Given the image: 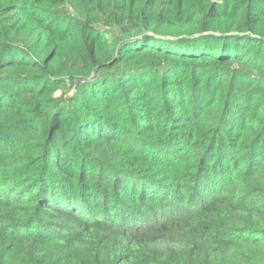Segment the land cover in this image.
<instances>
[{
  "label": "trees",
  "instance_id": "obj_1",
  "mask_svg": "<svg viewBox=\"0 0 264 264\" xmlns=\"http://www.w3.org/2000/svg\"><path fill=\"white\" fill-rule=\"evenodd\" d=\"M0 264H264V0H0Z\"/></svg>",
  "mask_w": 264,
  "mask_h": 264
}]
</instances>
